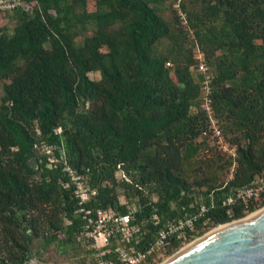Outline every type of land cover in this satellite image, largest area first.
Instances as JSON below:
<instances>
[{
  "label": "trees",
  "instance_id": "obj_1",
  "mask_svg": "<svg viewBox=\"0 0 264 264\" xmlns=\"http://www.w3.org/2000/svg\"><path fill=\"white\" fill-rule=\"evenodd\" d=\"M174 1L20 0L0 11V264L29 259L35 237L65 244L80 233L61 157L95 190L86 206L134 208L111 252L164 232L168 255L264 206V191L221 204L264 178V0H178L186 29ZM195 45L233 159L207 145Z\"/></svg>",
  "mask_w": 264,
  "mask_h": 264
},
{
  "label": "built area",
  "instance_id": "obj_2",
  "mask_svg": "<svg viewBox=\"0 0 264 264\" xmlns=\"http://www.w3.org/2000/svg\"><path fill=\"white\" fill-rule=\"evenodd\" d=\"M20 0H0V11L10 10L16 7ZM181 24L186 29L184 14L178 12ZM195 58L194 71L200 74V107L203 108L208 116L210 125L208 127V137L215 141L218 148L226 152L233 159L235 157L234 147H228L220 133V130L214 125L212 119V111L210 108V84L212 73L204 60L203 54L195 45L193 49ZM168 65V62H166ZM49 151V150H48ZM63 156V155H61ZM49 163L52 159H48ZM62 172L72 186V196L75 199V214L81 219V231L75 237L76 240L82 239L87 241L90 247L94 249L93 264H145L155 260L157 253H161L163 238L165 233L161 232L159 237L143 250H124L120 247L115 248V252H111L108 247L110 239L115 233H124L128 229V223L131 214L134 212L133 207H129L124 213H118L111 208H94L86 206L90 198L95 194V190L87 184L86 178L70 167L63 157ZM229 172V176L231 174ZM66 182V183H67ZM264 191V178H255L251 183L241 189L235 190L232 194L222 199L221 204H232L235 199L242 201L257 200L260 193ZM199 214V213H198ZM197 214L191 215L183 220H179L177 225L172 228L187 226L195 219ZM64 222L68 221L64 219ZM171 230V227L168 228ZM111 252L110 257L104 255ZM113 254V255H112Z\"/></svg>",
  "mask_w": 264,
  "mask_h": 264
},
{
  "label": "water",
  "instance_id": "obj_3",
  "mask_svg": "<svg viewBox=\"0 0 264 264\" xmlns=\"http://www.w3.org/2000/svg\"><path fill=\"white\" fill-rule=\"evenodd\" d=\"M162 264H264V210L200 238Z\"/></svg>",
  "mask_w": 264,
  "mask_h": 264
},
{
  "label": "rangeland",
  "instance_id": "obj_4",
  "mask_svg": "<svg viewBox=\"0 0 264 264\" xmlns=\"http://www.w3.org/2000/svg\"><path fill=\"white\" fill-rule=\"evenodd\" d=\"M177 1L178 0L171 3V8L174 10L175 16H178V12L183 13L182 12L183 10L177 6ZM169 9H170V6H168V4L165 3L163 5V14L167 17H170L171 15L169 12ZM76 39L79 40L80 38L77 37ZM88 76L91 79L98 78V74L96 72H89ZM0 93H1V89H0ZM212 119H213L214 125L217 127V125H219L218 119L216 117H213V115H212ZM209 125H210V122L207 123L206 130L209 127ZM218 129L220 130V128ZM220 133L225 141V144L228 147H234L233 143H231V141L229 140L230 134L228 135L224 134L221 132V130H220ZM204 136L205 134L200 133L199 136L197 137V141L201 140ZM206 142H207V145L214 147L215 149L223 153L226 157L228 156L227 153L222 151L220 148H218L215 141L210 139L208 136H207ZM39 149L44 153H47V154L49 153V151L46 150L45 147H43L42 145L40 146ZM49 158L52 159L51 156ZM28 163L32 168L35 167L33 161H29ZM231 167L232 166H228L227 171L224 173L225 174L224 178L229 176ZM120 200L122 201L121 197H120ZM220 226L221 225H218L215 228L211 227L205 230L204 232H202V234H200L199 236H196L195 238L191 239L188 242L183 243L178 249H176L175 251H173L172 253L168 255H162V253H157L155 260L150 261L149 263H145V264H162L164 261L169 259L171 256L175 255L177 252H179L180 250H182L183 248L191 244L196 239L201 238L202 236L206 235L207 233L211 231H214ZM26 234H29V232L26 231ZM78 241L79 240L74 239V241L66 243V246L60 247L58 246L57 242L44 245L40 237H35L30 241V248H29L30 258L27 261H29L31 264H93L94 249L90 247L87 241L83 240L80 242V244Z\"/></svg>",
  "mask_w": 264,
  "mask_h": 264
},
{
  "label": "bare ground",
  "instance_id": "obj_5",
  "mask_svg": "<svg viewBox=\"0 0 264 264\" xmlns=\"http://www.w3.org/2000/svg\"><path fill=\"white\" fill-rule=\"evenodd\" d=\"M262 210H264V206H262L261 208L255 210V211L250 212V214H247V215H245L244 217H242V218H240V219H238V220H235V221H232V222H229V223L222 224L220 227H218V228L215 229L214 231H211V232L207 233L206 235L211 234V233H214V232H216V231H219V230H221V229H223V228H225V227H227V226H229V225H232V224H234V223H236V222L242 221V220H244V219H246V218H248V217H250V216H252V215H254V214H256V213H258V212H260V211H262ZM206 235H204V236H206ZM204 236H202V237H204ZM202 237H201V238H202ZM199 239H200V238L196 239L195 241H197V240H199ZM195 241H193L192 243H194ZM192 243H191V244H192ZM188 244H189V243H188ZM191 244H189V245H191ZM189 245H188V246H189ZM188 246H186V247H188ZM186 247H185V248H186ZM185 248H183V249L180 250V251H183ZM180 251H179V252H180ZM179 252H177V253H179ZM177 253H176V254H177Z\"/></svg>",
  "mask_w": 264,
  "mask_h": 264
},
{
  "label": "flooded vegetation",
  "instance_id": "obj_6",
  "mask_svg": "<svg viewBox=\"0 0 264 264\" xmlns=\"http://www.w3.org/2000/svg\"><path fill=\"white\" fill-rule=\"evenodd\" d=\"M57 243H58V246H60L62 242H61V241H57ZM27 260H29V259H26V260H25V264H31V263H30L29 261H27Z\"/></svg>",
  "mask_w": 264,
  "mask_h": 264
},
{
  "label": "crops",
  "instance_id": "obj_7",
  "mask_svg": "<svg viewBox=\"0 0 264 264\" xmlns=\"http://www.w3.org/2000/svg\"><path fill=\"white\" fill-rule=\"evenodd\" d=\"M74 239H75V238H74ZM74 239H71V241H74ZM71 241H70V242H71ZM81 241H83V240L79 238V241H78L79 244H80ZM61 246H66V243H65V244L61 243L60 247H61Z\"/></svg>",
  "mask_w": 264,
  "mask_h": 264
}]
</instances>
